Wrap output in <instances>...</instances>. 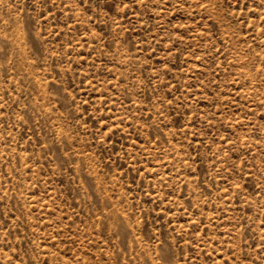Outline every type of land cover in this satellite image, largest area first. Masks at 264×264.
<instances>
[{"label": "rangeland", "instance_id": "1", "mask_svg": "<svg viewBox=\"0 0 264 264\" xmlns=\"http://www.w3.org/2000/svg\"><path fill=\"white\" fill-rule=\"evenodd\" d=\"M0 264H264V0H0Z\"/></svg>", "mask_w": 264, "mask_h": 264}]
</instances>
